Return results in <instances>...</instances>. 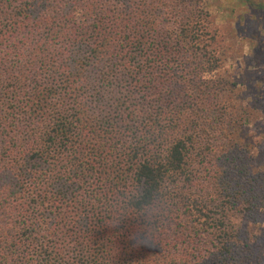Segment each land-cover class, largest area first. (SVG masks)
<instances>
[{
	"label": "trees",
	"instance_id": "16d2710c",
	"mask_svg": "<svg viewBox=\"0 0 264 264\" xmlns=\"http://www.w3.org/2000/svg\"><path fill=\"white\" fill-rule=\"evenodd\" d=\"M237 31L208 0H0V264H264Z\"/></svg>",
	"mask_w": 264,
	"mask_h": 264
},
{
	"label": "rangeland",
	"instance_id": "374dc122",
	"mask_svg": "<svg viewBox=\"0 0 264 264\" xmlns=\"http://www.w3.org/2000/svg\"><path fill=\"white\" fill-rule=\"evenodd\" d=\"M209 10L217 24L235 27L243 39L235 40L236 48L234 57L225 60L219 73L222 75H239L240 80L246 84L241 87L245 100L238 99V102H247L250 105H259L261 101L255 102L258 96L257 87L264 93V12L249 8L241 0H208ZM264 3V0H261ZM252 44V47L250 46ZM259 51L260 60L257 58ZM253 77H262L260 83L255 82ZM255 94V95H253ZM257 94V95H256ZM253 97V100H249ZM241 132L242 138L251 144L253 155V167L255 170L264 168V117L258 116Z\"/></svg>",
	"mask_w": 264,
	"mask_h": 264
}]
</instances>
